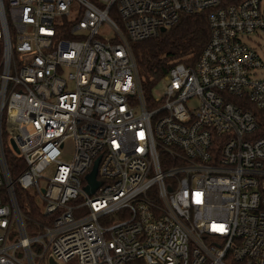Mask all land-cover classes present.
I'll return each mask as SVG.
<instances>
[{
    "label": "built area",
    "instance_id": "built-area-1",
    "mask_svg": "<svg viewBox=\"0 0 264 264\" xmlns=\"http://www.w3.org/2000/svg\"><path fill=\"white\" fill-rule=\"evenodd\" d=\"M200 12L154 96L132 43ZM263 52L264 0H0V264H264Z\"/></svg>",
    "mask_w": 264,
    "mask_h": 264
},
{
    "label": "trees",
    "instance_id": "trees-1",
    "mask_svg": "<svg viewBox=\"0 0 264 264\" xmlns=\"http://www.w3.org/2000/svg\"><path fill=\"white\" fill-rule=\"evenodd\" d=\"M209 37V27L206 12L182 14L179 21L159 33L157 36L132 43L143 87L149 91L178 62L192 63L195 61ZM264 133V108H250ZM12 175L19 172L8 157ZM21 171V167H20ZM18 204L22 212L41 222L44 216L36 211V197L30 192L16 188Z\"/></svg>",
    "mask_w": 264,
    "mask_h": 264
},
{
    "label": "water",
    "instance_id": "water-1",
    "mask_svg": "<svg viewBox=\"0 0 264 264\" xmlns=\"http://www.w3.org/2000/svg\"><path fill=\"white\" fill-rule=\"evenodd\" d=\"M161 31L164 32L165 29L162 28ZM97 162H98V160H96L92 171L86 175V178H87V181L89 182V185L86 186L85 189L88 193H93L94 190L99 186V182H97L95 180ZM50 264H55V263L53 261H50Z\"/></svg>",
    "mask_w": 264,
    "mask_h": 264
},
{
    "label": "rangeland",
    "instance_id": "rangeland-1",
    "mask_svg": "<svg viewBox=\"0 0 264 264\" xmlns=\"http://www.w3.org/2000/svg\"><path fill=\"white\" fill-rule=\"evenodd\" d=\"M262 58H263V61H264V52L261 54ZM264 74V72H263ZM164 86H165V83L163 82H160L158 83L157 85H155L152 89V93L154 96H161L162 93H163V90H164ZM69 157L67 155H63V159L67 160ZM28 233L29 234H32V230L30 228L27 229ZM49 263V262H48ZM40 264H45V261H41Z\"/></svg>",
    "mask_w": 264,
    "mask_h": 264
}]
</instances>
